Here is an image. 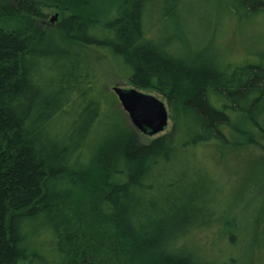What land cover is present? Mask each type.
<instances>
[{
	"label": "trees",
	"instance_id": "16d2710c",
	"mask_svg": "<svg viewBox=\"0 0 264 264\" xmlns=\"http://www.w3.org/2000/svg\"><path fill=\"white\" fill-rule=\"evenodd\" d=\"M50 1L67 14L56 24L0 28V264H239L193 236L223 194L203 150L238 131L264 154V0H127L105 15L111 0H0V19H44ZM229 30L252 48L239 62L196 72L177 55ZM78 48L165 94L174 139L138 143ZM254 254L264 264V219Z\"/></svg>",
	"mask_w": 264,
	"mask_h": 264
},
{
	"label": "rangeland",
	"instance_id": "374dc122",
	"mask_svg": "<svg viewBox=\"0 0 264 264\" xmlns=\"http://www.w3.org/2000/svg\"><path fill=\"white\" fill-rule=\"evenodd\" d=\"M124 1L127 0L100 2L97 11L103 15L109 14L111 8L117 4L118 11L123 14ZM44 11L46 17L40 20L31 18L0 19V28L6 31L26 29L27 27L42 30L67 16L54 6L53 1L49 2ZM245 49L252 50L248 46L245 36L241 35L240 37L234 30H229L226 31L223 41L211 42L195 58H193L190 47L185 52L177 50V55L187 60L190 70L199 72L206 62L220 65L239 62L247 55ZM79 50L96 66L105 90L111 92L115 87L133 88L129 80L118 78L115 75L107 58L102 53L86 48ZM142 92L158 98L165 104L168 110L169 124L164 133L154 137L140 134L133 127L137 142L150 144L160 136H168L173 140L172 129L178 118L169 106L167 97L165 94L153 90H143ZM256 117L258 118L259 115ZM248 121V119H238L235 123L240 125L239 127H251ZM254 139L264 144V136L255 134ZM231 141L232 144L227 148L213 145L203 150V160L223 188V194H221L220 203L215 209V222L207 228L208 230L198 232L193 237L203 253L219 256L220 253L230 254L231 251H234L231 255H235L239 264H255L254 244L264 219V154L259 147L240 136L238 131L231 133ZM230 234L235 235L232 245L229 242Z\"/></svg>",
	"mask_w": 264,
	"mask_h": 264
},
{
	"label": "water",
	"instance_id": "95a60500",
	"mask_svg": "<svg viewBox=\"0 0 264 264\" xmlns=\"http://www.w3.org/2000/svg\"><path fill=\"white\" fill-rule=\"evenodd\" d=\"M112 92L140 134L154 137L167 130L169 115L161 100L135 88L115 87Z\"/></svg>",
	"mask_w": 264,
	"mask_h": 264
}]
</instances>
